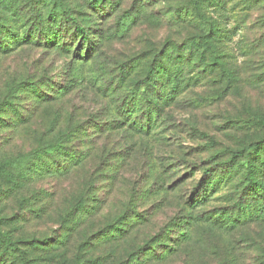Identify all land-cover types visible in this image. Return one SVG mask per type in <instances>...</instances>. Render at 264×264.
I'll use <instances>...</instances> for the list:
<instances>
[{
    "label": "rangeland",
    "instance_id": "374dc122",
    "mask_svg": "<svg viewBox=\"0 0 264 264\" xmlns=\"http://www.w3.org/2000/svg\"><path fill=\"white\" fill-rule=\"evenodd\" d=\"M3 1L0 264H264V0Z\"/></svg>",
    "mask_w": 264,
    "mask_h": 264
},
{
    "label": "trees",
    "instance_id": "16d2710c",
    "mask_svg": "<svg viewBox=\"0 0 264 264\" xmlns=\"http://www.w3.org/2000/svg\"><path fill=\"white\" fill-rule=\"evenodd\" d=\"M211 2L215 3L216 7L224 6V4H225V0H214ZM0 4L2 7H4L7 3H5L3 1V2H0ZM198 8H201V7L198 6ZM203 10H195V13L197 14V22L200 24H201V22L207 23V21H204L206 14L204 12H202ZM189 20L191 22L196 21L195 17L189 18ZM225 22L226 21H224L223 24H226ZM201 28H202V26H201ZM202 29H199L200 30L199 32H201V35H200L201 37H199L200 40H202L204 37V30H202ZM83 30H84V28L81 27L78 29L77 32L81 34L79 38H81L82 43H85L86 39L88 37H87V35H85V32ZM87 30H89V29H87ZM226 32L227 31L225 30V33ZM88 34H91V33H88ZM162 61H163V59H162ZM160 73H161V75H166V73H168V72H167V70H164L163 68H161V69H158V71H156V74L160 75ZM172 82L174 83L175 79H172ZM150 105H151L150 108H152V106L155 108V107H158L160 104H159V101H155V99H153L152 102L150 103ZM1 168H2V166L0 165V169ZM1 172H2V169H1ZM85 197L86 196L84 195V193H83V195H80L78 203L75 206V207H77L80 219L86 217L87 210L85 209V205H84V198ZM263 201H264V198H263ZM132 218H134V219H132ZM138 220L139 219H135V217H131L130 222L128 221V223H127L126 220L123 222V217H118L115 220H113L111 223L104 225L101 228V230L97 231V233L95 232L96 234H95L94 240L99 241L100 242L99 244H101L107 248L106 249L107 254L105 255L106 257L108 255H109V257L111 255L114 257L118 256L120 250L115 249L114 246H111L112 241H116L119 244L121 242H123V239H122L123 236L127 233L129 228L131 227V225H134L135 223L139 222ZM237 222L248 223V224L252 223V222L264 223V209L262 211V216L259 218L248 219V218L243 217V218H241V220H237ZM204 225L207 228V231L205 234L206 235L205 238L207 241L206 244L207 245L210 244L211 247H216L218 245H222L223 240L220 238L221 235H216L214 231H217V232L220 231L221 232V231H223V229H224V231H225V229L227 230V228H228L227 224H223L222 221L210 219V220H207V222H204ZM85 240H86V238H85ZM85 240L82 243L78 244L77 254L74 257V261L72 263H68V264H93L95 260L98 262V260H99L98 257L93 258V259H84L83 257H81V258L78 257V256L82 255V253H83L82 245L85 242ZM153 240L154 239H152V241H144L141 245H136V246H134L133 249H130V250L124 249L123 250L125 252L124 256H126V259L128 260L127 263H125V261H124V263L125 264H143V258H144V260L156 259L158 257L156 247L160 246V244H156V243L159 242L160 240L159 241H153ZM132 242H136V240H134ZM84 248L90 250L91 246L84 245ZM91 249L97 250L96 247H92ZM152 251H153V255H150V252H152ZM162 256L165 257V256H167V254H164ZM186 262L187 261L182 260V263L186 264ZM124 263H123V261H121V259H117L116 261L112 262L111 264H124ZM24 264H27V263H24ZM196 264H199V263L197 262ZM224 264H230V263H224ZM234 264H237V261H234Z\"/></svg>",
    "mask_w": 264,
    "mask_h": 264
}]
</instances>
